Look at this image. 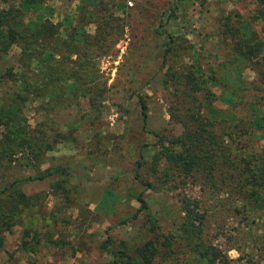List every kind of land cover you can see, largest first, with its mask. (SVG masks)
<instances>
[{
	"label": "rangeland",
	"instance_id": "374dc122",
	"mask_svg": "<svg viewBox=\"0 0 264 264\" xmlns=\"http://www.w3.org/2000/svg\"><path fill=\"white\" fill-rule=\"evenodd\" d=\"M104 1L122 31L110 53L96 59L97 81L106 85L101 112L95 115L87 98L71 90L66 97H77L72 103L78 104H57L50 110V125L42 126L46 111L40 101L25 103L29 125L56 138L42 168L60 165L70 172L0 195V214L8 215L0 225V264H110L115 258L117 264H126V251L131 254L154 234L176 227L182 198L198 202L206 217L203 235L232 264H264V181H240L247 175L240 174L245 160L256 170L264 165V119L259 120L264 117V57L259 63L236 57L227 32L237 19L248 21L264 43V19L254 17L257 1ZM79 4L43 0L39 12L57 23L70 16L67 30L82 27L93 34L94 22L77 24ZM18 53L13 47L0 57V76L6 69L17 70ZM196 65L219 111L207 115L228 143V156L239 162L228 168L231 178L219 170L186 177L173 169L166 176L151 169L162 144L177 150L183 140V127L170 112L183 113L179 96L185 88L176 85L172 73L180 75ZM141 101L147 106L146 123ZM137 160L143 161L142 167L135 168ZM147 181L152 188H146ZM239 182L246 187L240 188ZM140 193L148 210L138 211Z\"/></svg>",
	"mask_w": 264,
	"mask_h": 264
},
{
	"label": "trees",
	"instance_id": "16d2710c",
	"mask_svg": "<svg viewBox=\"0 0 264 264\" xmlns=\"http://www.w3.org/2000/svg\"><path fill=\"white\" fill-rule=\"evenodd\" d=\"M79 1L81 14L77 24L94 22L96 28L93 34L82 27L67 30L71 25L70 16L65 18L66 22L57 23L51 17L40 14L43 0H11L5 5L3 3L8 0H0V57L7 55L13 47L19 49L17 70L6 69L0 76V90H4L0 94V195L26 182L65 176L70 172V169L60 165L42 168L45 155L54 147L56 138L54 140L47 130L29 125L24 113L28 100L40 101L41 110L46 111V117L39 122L42 126L50 125V110L57 104H78L77 101L72 103L77 97H66V92L71 90L87 98L95 115L101 112L100 98H104L106 85L97 81L96 59L110 53L122 30L118 18L108 10L104 0ZM256 1L259 9L254 17L264 19V0ZM229 26L227 32L230 33L233 54L241 60L259 63L264 57V43L258 39L257 32L249 27L248 21L237 19L235 25ZM169 50L167 47L164 54ZM186 68L180 75L172 73L176 85H184L185 88L181 96L177 95L182 97L180 102L185 105L183 113L170 112L171 117L183 127V140L177 150L162 144L152 157L151 169L154 174L161 173V176L168 175V171L173 169L186 177L200 173L209 176L214 170H219L224 178H231L228 168L231 165L236 167L239 162L235 157L228 156L229 152L225 151L229 149L228 143L226 146L225 138L215 129V121L207 115L219 112L212 105V93L204 86L202 75L198 76L201 74L199 65ZM146 110V104L141 101L144 123L147 121ZM176 110L179 111V107ZM259 120L254 122L258 124ZM49 130L52 128L49 127ZM55 135L59 136L58 133ZM229 135V139H233L234 134L230 132ZM245 161L240 174L247 172V175H241L240 181L263 182L264 165L261 166L262 171L256 170L254 165L248 166L249 159ZM161 163L164 167L158 168ZM143 164L142 160H137L135 168ZM136 177H139L138 174ZM239 183L240 188L246 187L245 182ZM145 184L146 188H152L151 181ZM142 195H136L140 203L138 211L149 209ZM181 201L183 214L176 227L167 233L160 231L154 234L133 249L131 254L126 251V264H232V259L224 257L219 247L203 235L206 217L198 202L190 198H182ZM6 217L5 213L0 214V225ZM135 217L136 214L133 215ZM152 221L156 222L157 218L153 217ZM116 259L110 264H117L119 261Z\"/></svg>",
	"mask_w": 264,
	"mask_h": 264
}]
</instances>
